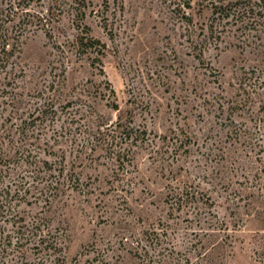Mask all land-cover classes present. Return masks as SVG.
<instances>
[{
  "label": "trees",
  "instance_id": "trees-1",
  "mask_svg": "<svg viewBox=\"0 0 264 264\" xmlns=\"http://www.w3.org/2000/svg\"><path fill=\"white\" fill-rule=\"evenodd\" d=\"M157 1L166 10L161 21L183 28L186 50L202 68L222 36L234 38L226 26L240 33L229 46L248 66L232 73L228 90L208 88L207 79L218 83L219 75L206 63L186 89L175 88V111L156 92H147L154 95L148 100L133 96L122 109L108 82L96 79L109 49L88 16L112 39L115 7L124 0H103L95 13L88 0H0V264H232L228 242L237 233L200 212L198 203L210 198L183 167L191 145L204 149L197 161L232 190V203L244 194L243 213L261 223L252 253L264 264V0ZM55 16L68 20L72 39L55 37ZM49 48L56 51L51 61ZM143 155L147 177L137 165ZM239 168L243 181L233 179ZM138 208L146 219L103 237L93 231L72 254L66 231L78 212L114 219ZM193 211L208 228L178 235L149 218L161 212L168 222Z\"/></svg>",
  "mask_w": 264,
  "mask_h": 264
},
{
  "label": "rangeland",
  "instance_id": "rangeland-1",
  "mask_svg": "<svg viewBox=\"0 0 264 264\" xmlns=\"http://www.w3.org/2000/svg\"><path fill=\"white\" fill-rule=\"evenodd\" d=\"M88 1L90 4L88 6L89 11L93 10L95 13L102 9L103 0ZM48 5L50 3L43 5L42 9L45 14L47 13L46 8ZM115 8L116 15L112 18V39L101 28V23H99L97 18L95 19V14L90 17L88 16V22L93 29L92 34L105 42L109 49L103 63L104 75L97 76L96 79L108 82L110 88L115 92L118 105L122 109L125 108L127 101L132 100L133 96L136 98L138 95V99L148 100L150 98L153 99L154 95H149L147 92H156L157 94H162L161 96L169 98L173 107L172 110L175 111L174 90L175 88H178V90L179 88L186 89L188 87L187 84L192 81V78L198 72L196 69L201 68L199 72L204 73V70L207 69L206 63L209 64L208 67H212L219 77L218 83L213 82L212 78L207 79L209 81L208 88L219 92L217 89L218 85L228 90V84L232 82V73H238L242 68H247L248 66V61L245 62L240 59L242 57L238 56L239 50H235L229 46L230 43L237 44V41L234 40L240 35L239 32L233 31L230 26H226V30L230 31L231 35H234V38H229L228 41L226 37L222 36L221 42H223L218 43V49L216 50L211 47L205 54L206 63L202 68L192 59L186 50V45L188 44L183 37V28L179 29L178 25L176 28H173V25H171L173 22H167L166 18L164 20L166 22L161 21L159 14L166 10L159 1L138 0V2L134 3L130 2V0H124L123 5L119 4ZM35 9L40 10L41 8ZM52 24L55 26L53 34L59 40H64L65 38L72 39V35L75 34V32L69 30V22L65 18L61 19L55 16ZM61 28H66L64 33H60ZM43 41L50 44L49 39H44ZM43 41L40 44L29 42L27 48L33 51L37 46L42 45ZM225 41H228V43H225ZM44 53L46 59L50 61L56 59L54 57L56 51L49 48L48 50H44ZM169 87L174 89L167 91ZM188 90L190 89L188 88ZM103 110L106 111L105 108ZM172 110H169V112ZM112 119L115 120V113L112 114ZM193 120L196 121V118ZM161 121H157V126L162 124ZM194 121L189 120L188 122L191 125ZM195 127L196 125L193 126V129ZM199 147L197 145L190 146L191 154L186 158L183 167L189 170L190 179L198 184L200 190L206 194V197L210 198L208 203L202 201L204 205L198 203L200 212L203 213V210L207 213L210 212L211 215H206L205 217L207 221L211 220V223L216 226L222 221L227 223L228 233L234 234V231H236L237 239L233 242H228V244L233 246L232 264H260L252 253L251 242L253 236L256 235L257 229H261L259 228L261 223L254 221L256 217L252 220L253 218L243 213L246 210V203L248 202L243 199L245 198L244 194L236 196L234 203H232L230 201L234 196L232 190L225 189L222 183L217 182V175L215 173L212 174L215 179H210L211 167H209V164L205 165L204 162L197 161L201 160V152L204 150ZM144 157L145 155L139 157L137 165L139 172L144 177H147L148 172L145 165L147 164L148 166V162L144 160ZM244 170L240 168L237 170L238 172L233 170L232 172L235 173L233 179L243 181L240 174ZM247 173L248 171L245 174ZM249 178H251V175H249ZM254 181L253 184L255 185L259 182H257L256 178H254ZM261 194L264 196V189H262ZM147 200L152 201L153 199L149 198ZM137 203L139 201L136 200L134 204L136 205ZM195 212L193 211V214L188 215L173 214L174 216L168 221L169 225H166L168 222L161 219L164 217L161 212H154L149 218L151 221L156 222L157 226L155 228H162L161 226H165L163 228H175L176 234L180 235L184 232L182 228H208L203 222L199 224L200 221H197L198 218L195 217ZM138 216L146 219L140 213L139 208L134 209V212L131 213L125 211L121 216H112L114 219H105L95 212H78L73 218L71 228H67L72 233L66 231L70 235L68 240L72 245V254L82 250V247L87 242V236H90L93 231H96L97 236L103 237L104 230H113V228L118 226H131L133 220L137 221ZM159 220L162 222L158 223ZM236 221L238 223L241 221L239 227L233 228ZM137 225H140L139 221ZM169 231L171 232L172 230Z\"/></svg>",
  "mask_w": 264,
  "mask_h": 264
}]
</instances>
